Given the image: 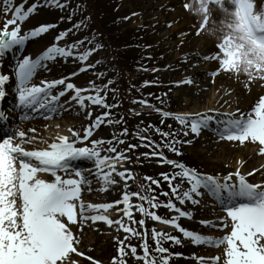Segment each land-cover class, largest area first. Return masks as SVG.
<instances>
[{"label": "snow or ice", "instance_id": "6c2138e0", "mask_svg": "<svg viewBox=\"0 0 264 264\" xmlns=\"http://www.w3.org/2000/svg\"><path fill=\"white\" fill-rule=\"evenodd\" d=\"M44 2L49 7L55 6L61 10L66 6L60 0H44ZM3 3L5 7L0 11L5 15L11 13L12 18L4 21L3 28L0 30V56L17 46L22 48L30 38L39 37L55 28L54 24H42L20 34L21 24L18 21H25L35 12L38 4L23 10V5L13 9L12 0H3ZM226 3L230 7H225ZM210 5L218 6L225 14L218 29L222 35L218 37L216 52L206 56H200L198 53L195 55L202 59L218 61V68L209 73L213 77L221 71L233 73L237 77L244 74L247 77L246 88L257 80L264 81V4L258 5L256 0H195V4L185 3L183 5L185 10H192L202 16L197 35L207 30L210 21ZM10 26H12L11 30H9ZM81 26L82 22L74 25L73 29L79 30ZM71 31L72 29L60 32L55 37L56 43L47 47L35 58L25 55L23 59L17 61L14 69L17 102L13 107L27 109L30 112L43 111L56 114L67 110L60 104V100L71 91L73 95L70 100L81 109L86 110L90 104L109 109V111H104L97 116L92 123L83 128L82 134L80 131L68 128L70 136L57 135L55 140L43 149H26L25 145L36 143L37 137L28 136L25 131H5L4 136L0 137V264H75L70 254L83 255V253L78 252L81 241L74 235L71 226L77 223L84 225L89 220L93 223L103 221L109 227L116 225L118 230L129 234L125 236L124 241H119V258H113L112 264H126L128 256L126 247L130 249L131 257L142 261L143 264H169L171 255L180 254L169 253V249L163 246V242L180 244V238L153 228L151 237L155 248L150 249L146 239L147 232L142 233L129 226L136 224L144 228L146 223L145 219L139 221L134 219L133 208L143 217L173 226L193 245L209 248L223 246L222 258L221 256L195 257L198 264H221V259L222 264H264V183L249 182L247 177L253 175V172H249L246 176L238 167L234 173H229L221 180L218 177L200 173L183 162L168 159L162 152L153 150L151 153L143 154L146 157L149 155L159 157L161 163L171 165L176 170L172 174L161 173V177L168 183L171 195L180 205L186 202L199 205L198 198L204 194L214 199L216 205L226 215L220 217L218 222L201 221L200 223L205 228H216L219 224V230L228 228L229 220L231 223L227 234L222 237H212L186 229L178 222L180 218L191 219L193 213L177 207L172 200H168L163 205L160 203L154 194L155 190L151 187L152 185L159 187V180L145 176L144 179L149 182L147 185H138L139 190L135 192L127 190L128 182L135 180V174L129 169L117 171V167L129 161L126 152L135 150L137 145L129 144L126 150L118 151L113 141L118 144H124L125 141L114 135L113 139L108 141L92 140L91 147L76 146L78 141H87L93 135V131L105 121L109 125L119 124L121 121L111 118L110 109L115 105L106 103L107 84L101 88L90 81L89 88H81L68 82L69 78L42 80L39 84L32 83L38 71L48 69L49 62L57 58L71 57L85 64L96 48L100 47L96 45V48L80 52L78 50L84 44L83 40L60 46L59 42ZM212 31L215 33L217 29L213 27ZM181 35L187 36L188 33ZM93 42V40L88 41L90 44ZM92 67L94 65L85 64L79 71L85 72ZM157 70L153 69V71ZM10 78L9 75L0 73V99L7 94L6 85ZM193 82L192 78H187L178 82L177 86L179 83L191 85ZM148 83L145 81V86ZM59 86H62L63 90L53 94ZM102 92L104 95H101ZM157 99L160 98L157 97ZM133 103L154 107L148 105L146 100L133 101ZM155 111L165 118L171 117L178 121L186 129L183 131L185 137L189 135V131L198 136L203 130L212 128L215 124L213 131L222 140L239 142L240 145H244L245 142L258 143V154L264 155V95L260 96L251 110L246 112L236 109L235 112L218 113L215 109H208L205 112L173 114L162 111L160 108H155ZM135 114L140 115L138 112ZM87 116L90 118L92 113L87 112ZM217 116L221 119L217 120ZM50 118L45 116V119ZM9 119L6 112L0 110V121ZM28 131L35 133L34 128ZM141 131L146 132L148 129ZM156 132L164 138V147L177 156L182 155L179 145L191 143L189 140L177 139L179 135L177 132H162L158 128ZM127 134V128L120 133V135ZM137 136L141 140V146L160 147L147 136L139 135V133ZM145 141L147 143H144ZM105 143L108 145L106 149L103 148ZM102 151L114 153V155L102 156ZM80 159L94 161L96 176L103 184L100 191H107L109 186L118 183L114 175L123 180L125 191L122 198L110 203L85 204L82 200L83 190L87 187L91 192L92 189L91 182L73 164ZM40 174H50L53 179L50 181L42 179ZM176 180L180 183H174ZM184 183L188 184L187 190L182 188ZM161 195L168 196L169 192H163ZM132 197L138 199L140 203L133 205ZM121 204L123 208H117V210L122 211V217L116 220L111 219L106 213ZM145 204L148 207H145ZM160 207L178 215L162 218L152 210ZM90 212L95 214L89 215ZM124 218H127L129 225L124 223ZM130 236L144 240L141 245L142 254H138L136 246L125 244ZM153 252L158 255H153ZM92 264H100V262L93 260Z\"/></svg>", "mask_w": 264, "mask_h": 264}, {"label": "rangeland", "instance_id": "374dc122", "mask_svg": "<svg viewBox=\"0 0 264 264\" xmlns=\"http://www.w3.org/2000/svg\"><path fill=\"white\" fill-rule=\"evenodd\" d=\"M19 1L21 0H12L13 5L18 3ZM185 3L195 4V0H121L119 8L115 10V15L123 18L121 30H132V28H139L138 31L141 29L140 32L143 31L145 33L143 40L138 37L139 42L141 41L140 51L145 54L154 55L153 64H155V67H153V69L158 70H152L153 72L151 71L150 75H152V78L158 87V91H160L162 96L175 107V114L197 113L208 109L207 106L204 110H201L202 107L190 105V97L182 98L183 96H179L177 91H175L174 89V87H178L177 82H182L187 78H192L188 75V71L195 63H198L200 65L199 68H197L199 70V74L197 76V79L192 78L194 82L191 85H187L188 88L201 87L200 89L205 90L206 96H210L214 91L213 100L219 95V92H222V94H224L227 91V96H223V98H221L220 96L218 97V101L220 99H223L222 102L218 103L217 106L219 113L229 112L231 106L232 112H235L236 109H240L242 112L251 110V108L258 101L259 97L264 95V81L257 80L256 82L252 83L249 88H246L245 82L247 81V77L244 74H240L237 77L233 73L221 71L215 77L210 76L209 73L215 71L218 68V61L210 60L206 62V59L199 58L197 55H195L198 53L200 54V56H206V54L217 51L216 46L219 43L218 37L222 35V33L218 29L220 26V22L225 18L223 10L216 5H210V21L207 25V30L201 31L200 34L197 35V29L199 28V22L202 20V16L196 14L192 10H185L183 7ZM3 6H5L3 0H0V10L3 9ZM225 7H229L227 3L225 4ZM27 8L28 7H25L23 10H26ZM48 8L49 12H52L53 17H58V14H62L64 11V9L61 10L60 8L55 6H48ZM179 9H182V11L180 12ZM90 10H92L91 5ZM133 13H135V15H133ZM125 17H128V19H125ZM11 18V13L5 15L2 11H0V30H2L3 28V22ZM185 20L186 22L183 24L182 22ZM18 23L21 24L20 34H24V32L30 31L42 25H37L35 22L31 21L30 16L25 21H18ZM169 24L171 26H168ZM11 27L12 26H10V28ZM213 27L217 29L215 33H213L212 31ZM182 33H188V35L182 37ZM57 35L58 34L54 33L53 30L50 29L47 33L36 37V39L33 41L27 40L25 50L21 49L18 53H16L20 58H17L15 61L6 60L8 62L7 67L9 69H13L15 68L13 63L23 59L26 54H30L32 52L33 55H36L43 49H47V47L51 46L53 43H56L55 37ZM73 36L78 37L79 31L74 30L72 34H68L59 42L60 46L72 44L71 42L73 41L71 38ZM68 37L70 38L69 40ZM145 41H148L149 45L146 46ZM177 43L179 45H177ZM175 44L178 47L190 48V50L186 51L185 54L191 53L190 59H192V62H187L185 58H181V51L178 52L175 49H171L175 46ZM177 46L175 48H177ZM94 53H97V55L101 58L106 53L109 54L108 50L104 49L103 47H99L98 50H96ZM84 66L85 64H82L80 61L75 60L71 57L57 58L55 61H52V63H50V66H48L47 70H44V72H38L36 74L33 83L39 84L42 80L51 81L54 79L68 78V74L74 72L77 68H81ZM99 69L101 70L102 68L99 67ZM96 71L98 75L99 70ZM175 80H177V82H175ZM68 82L73 83V79L68 80ZM86 84L87 83L84 82L80 86H77V84L75 85L77 87L86 88ZM185 85L186 84L179 83V86ZM60 88L63 87L61 86ZM69 92L72 96L73 93L71 91ZM70 97L64 104L76 105L74 110L68 112V114H70L72 117L67 116L68 119H66L65 116H59L57 119H54L52 114L47 113L51 118L45 119V124H43V126L41 125L35 128L33 127V124H27L25 125V128H27L28 130L34 128L35 131H40L43 132L44 135L51 136V134L56 131L57 126H60L65 120L69 121V118H74L78 114V110L76 109L80 107L74 101H71ZM228 100H231V102H228ZM236 100L238 101V103H236ZM136 105L140 107L141 110L149 109V107L142 104L136 103ZM87 112H91L92 116L89 118L87 115H83V118L79 120L81 127L78 131H80L81 134L83 133V128L87 127L95 120L97 116L102 114L103 108L100 106H93L88 104L85 113ZM46 123H48V125ZM176 124L177 127L175 129V132L179 133L177 139L181 141L187 140L186 137L183 136V131L186 129H184L178 121L176 122ZM113 136V126L107 124V122L105 121L104 124L93 131V135L89 137L87 141H78L76 146L91 147L92 140L102 139L104 141H108L112 140ZM197 140V135H194V138L189 140L191 141L190 144L184 143L182 145H179L178 147L180 148L181 153H184L185 156L188 157L187 161L191 163V165H193L192 168H195L198 172L215 177L219 175L218 178L222 180L224 176H227L229 173H234L239 167L241 173L244 175H247L249 172H253V175L249 177V179L253 181V183H264V155L258 154V143L245 142L244 145H240L239 142H230L227 140H220L215 138L208 146H197ZM46 142L47 141H41L39 138H37V142L34 144H36L38 147H43L42 145H45ZM114 146L117 147L116 144ZM107 147L108 145L107 143H105L103 145V148L106 149ZM118 147H120V144H118ZM227 149H231L233 151L232 155H227ZM101 153H104L105 155H114V153H107L104 151H102ZM126 155L128 156L127 153ZM157 163L161 164L160 161H158ZM87 165L89 166V164ZM124 169L131 170L129 161L123 162V168L121 169V171H123ZM254 169L258 171L254 172ZM175 183H180V181L176 180ZM128 185L129 186L127 190L130 192L131 181L128 182ZM187 185V183H184L182 185L183 190L186 189ZM122 186L124 188V181L122 182ZM91 189L92 193L95 195L97 192V188L91 187ZM87 192L89 191L86 187L85 193ZM199 199L201 200V198ZM131 200L135 204L138 203L134 197H132ZM172 201L176 204L178 203L175 197H173ZM90 204H99V202L95 201L94 197H92L90 198ZM152 210L155 211V209ZM132 211L134 219L138 221L137 218L138 216H140V214L135 210V208H133ZM117 212V210L113 209L106 214L114 215ZM170 214L175 216L172 211L165 208L163 216H167L169 218ZM116 219H120V217L114 218L113 220ZM205 219L212 220L211 215H209ZM213 219L214 221H217L218 217L214 216ZM183 220L189 219L183 218ZM183 220L181 219L178 222L186 229H190L191 227L188 226V223L184 224ZM124 223L126 225H129V221L127 220V218L124 219ZM230 223L231 222L229 220L228 232L230 231ZM134 225L136 226V224H130L129 226L133 227ZM79 226L80 225H78V223L71 226V230L76 237L81 235V231L79 232ZM150 228H155L156 230L168 229L166 230L168 231V233L177 236L181 240L180 244L175 245L178 246V248H180L182 251L185 250L183 251L184 253H187L185 257L186 260L183 262V264H198L195 260L194 262H190L189 260H187L190 257L188 253L190 250L189 247H187L185 244L186 241L184 240V237L177 229H175L173 226H163L155 221H152V224L150 223ZM136 229L144 233L143 229L138 227V225ZM210 232L212 236H216V232L214 230H211ZM108 233L109 234H107L106 238L112 239V242L110 241V243H107L103 241L104 239H101L98 245L91 246L93 248V254L88 253L85 254L84 257H91L92 261H99L100 264H112L113 258H119V241H124L125 236L129 234H126L125 232H123V230H111V232ZM141 240L142 239L140 237L130 236L129 239L125 241V244L127 245L131 242L138 246L137 250L139 252H142L140 244ZM80 241L82 242L84 240L80 239ZM126 252L128 253V257L132 258L130 249H128L127 247ZM217 253L222 256L223 246L219 251H217ZM130 260H134V258ZM92 261H90V259L88 258L82 260H75L73 258V262L78 264L83 262H85V264H92ZM136 263L143 264V262L140 260Z\"/></svg>", "mask_w": 264, "mask_h": 264}, {"label": "bare ground", "instance_id": "6f19581e", "mask_svg": "<svg viewBox=\"0 0 264 264\" xmlns=\"http://www.w3.org/2000/svg\"><path fill=\"white\" fill-rule=\"evenodd\" d=\"M174 1H176V0H174ZM179 10H180V12L182 11V9H179ZM185 22H186V20L183 21L182 23L184 24ZM35 39L36 38H30L31 41H33ZM177 45H179V44L177 43ZM177 45L175 44V46L171 49H175L178 52L181 51V54H182L181 58H185L187 62H192V59H190L191 53L185 54V52L189 51L190 48L178 47ZM176 46H177V48H175ZM26 55L31 56L33 58L35 57L32 52L30 54H26ZM48 66H50V62L48 64ZM199 66L200 65L198 63L193 64L191 69L188 71V75L192 78L197 79V76L199 74V70L197 68H199ZM0 72L3 74L9 75L11 77L9 80V85H7V88H8L7 91L9 92V94H15L14 72H12L11 70L9 72L7 70V63H6L5 56L4 57L0 56ZM38 72H44V70H40ZM35 77H36V75H35ZM33 81H34V79H33ZM33 81H32V83H33ZM200 88H197V87L188 88L187 85L174 87L175 91H177L179 96L182 95L183 96L182 98L190 97V103L189 104L193 105V106L202 107L201 110H204L206 106H207V108H210V109L216 108L218 106V103H221L223 100V99H220L218 101V97L220 96L221 98H223V96H227V94H228L227 91L224 94H222V92H219V95L217 97H215L213 100L214 91L210 96H206L205 90L200 89ZM9 98H11V97H9ZM228 102H231V100H228ZM236 103H238L237 100H236ZM11 104L13 106L15 105L14 98H13V100L11 99ZM13 109H15V108L13 107ZM231 110H232V106H231V109L229 111L232 112ZM15 111L20 114V116L18 114V116H19L18 122H20L23 119V110L15 109ZM204 112H205V110H204ZM83 115H87V113H85L84 109L79 108L78 114L76 115V117L69 118V121L65 120L64 122H62V124L56 128V131H54L51 134V136L44 135V133L40 132V131H37L35 133H30V132H27L26 128L23 131H25L28 136L35 135L41 141L44 138V140H47V142L51 143V142H53V140H55L57 135H69L70 136V133L67 131L68 127L73 128L74 130L78 131L81 127L79 120L83 118ZM54 116L57 118V117H59V114L56 113V114H54ZM64 116L66 119H68L67 116L72 117L67 112H64ZM29 124H31V123H29ZM43 124H45L43 121H33V127H35V128L38 126H41V125L43 126ZM46 124L48 125V123H46ZM194 135L195 134H192L189 131V135L186 137V139L191 140L194 138ZM199 138L200 139L196 141L197 146H208L211 143V140L208 138V134H206L203 131L201 132V134H199ZM28 149H32V148H28ZM226 152H227V155H232V153H233V151L231 149H227ZM85 162H92L93 163V161H88V160H85ZM249 162H250V160H249ZM117 169H118L117 171L121 170L119 165H118ZM92 170L97 171L95 165L93 166L92 169H90V170L84 169V171H83L86 179H88L91 182V187L92 186H95L98 188L103 187L102 182L96 176V172H93ZM105 171H107V169H105ZM48 177L51 180L53 179L51 177V175H49ZM114 179H116L118 181V183L115 185L109 186L107 191H100L98 189L95 195L92 192L90 194H84V195L82 194V200L84 201V203L88 204V202H90V198H92V197H94L95 201L103 202V203L104 202L105 203L113 202V200L121 199L122 194L125 191V189L124 190L122 189L123 186L121 184H119L120 182H122V180L118 176H115V175H114ZM187 188H188V186H187ZM83 193H85V192L83 191ZM177 205H178L177 207H181L183 210H186V211L193 213V216L191 218L193 220L195 218H198V217H202V219H204L208 215V212H211L210 207H208L209 202H207V201L202 202V205H205L204 206L205 209H202L201 207L198 208L197 205H192L190 202H186L184 205H180L178 202ZM117 208H119V209L123 208V205L122 204L118 205ZM110 210H112V209H110ZM110 210H108V211H110ZM88 214H91V213H88ZM109 217L111 219L115 218L114 216H109ZM188 223H193V224H188V226L198 228V232L207 230V228H205L202 224H199L195 221H190ZM81 226H82L81 235H80L79 239H83L84 241L80 242V244L78 245V252L80 251L83 254H88V253L93 254V252H92L93 248L91 246L98 245L101 239H104L103 241L107 242V243H110V241L112 242V239L106 238L107 234H109L108 232H111V230H118L117 226L113 225V226L109 227L103 221H97L95 223H92V221H89V222H86L84 225H81ZM186 244L190 245V250L193 251L194 253L200 252L201 249H204V246H202V245L201 246L193 245L190 242V240H187ZM70 255L72 257V260H73V258L75 260L78 259L77 254H75L74 257H73V253ZM79 259L82 260V258H79ZM75 264H78V263H75ZM80 264H85V262L80 263Z\"/></svg>", "mask_w": 264, "mask_h": 264}, {"label": "trees", "instance_id": "16d2710c", "mask_svg": "<svg viewBox=\"0 0 264 264\" xmlns=\"http://www.w3.org/2000/svg\"><path fill=\"white\" fill-rule=\"evenodd\" d=\"M89 1L93 5L94 19L86 18L85 13L78 7L76 9L71 7L77 6V1L71 2L69 5L70 15L74 24L78 21L82 22L86 38L83 45L89 40H93V43H89L90 46L100 45L108 50L109 54L102 59L105 72L102 74L101 83L112 82L108 83L111 87L108 96L118 100L111 114L114 120L121 121L118 124L119 130L128 129L126 137L130 138L134 118L129 114V107L126 103L139 95L140 97L150 95L142 87L145 74L139 68L142 67L145 59L137 48L138 34L131 29L120 32L119 20L115 15L116 0ZM118 85L124 88V92L116 91Z\"/></svg>", "mask_w": 264, "mask_h": 264}]
</instances>
